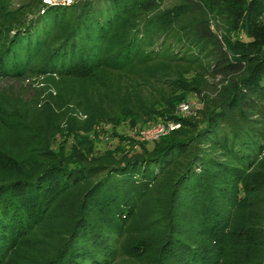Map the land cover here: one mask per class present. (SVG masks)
Listing matches in <instances>:
<instances>
[{
	"label": "trees",
	"instance_id": "16d2710c",
	"mask_svg": "<svg viewBox=\"0 0 264 264\" xmlns=\"http://www.w3.org/2000/svg\"><path fill=\"white\" fill-rule=\"evenodd\" d=\"M43 11L2 27L0 78L18 87L0 97V264L50 223L26 264H111L116 249L139 264H264V0ZM153 60L172 89L155 98L127 75ZM201 92L196 115L175 112ZM158 116L179 128L139 141Z\"/></svg>",
	"mask_w": 264,
	"mask_h": 264
},
{
	"label": "rangeland",
	"instance_id": "374dc122",
	"mask_svg": "<svg viewBox=\"0 0 264 264\" xmlns=\"http://www.w3.org/2000/svg\"><path fill=\"white\" fill-rule=\"evenodd\" d=\"M173 0H164V4H168ZM72 0H0V47L2 44L7 42V37L12 32H7L5 29H2V27L10 26L11 24H17V19L19 20H25L26 18L31 19V21H34L36 18H38L40 15L43 14V10L45 8H48L51 5L54 4H60V5H71ZM39 6V7H38ZM38 10V11H37ZM20 22V21H19ZM37 61H39V58L35 57L33 61L29 62L28 65L34 66ZM161 63L158 60H153L151 62H147L146 64H136L130 67L129 72H127V75H129V80L133 84L137 85V82L141 86V89L145 90V88L153 89V98L156 97L158 87L163 86L162 88H165V78L168 76H165L164 73H160L155 78V68L159 66ZM151 71L153 74H151ZM207 78V77H206ZM167 79V78H166ZM1 80V78H0ZM7 79H2L0 82V97L2 95H5V93L8 91V85L11 84V88L15 87L17 84L6 81ZM208 80V79H207ZM210 80V79H209ZM211 81V80H210ZM214 82V81H213ZM18 87V86H16ZM5 88H8L4 91ZM166 92L172 91V89L165 88ZM204 92L198 93H191L188 94L185 101H182L180 103H187L190 106V111L184 114H181L178 111L177 105L175 112L180 116H194L198 113V109L202 107V101L199 96L203 95ZM194 108V109H193ZM161 116H158L156 120L160 119ZM163 118V117H162ZM155 120V121H156ZM154 122V121H153ZM117 131L123 134L131 135L134 133V130H131L126 126L125 124L119 126L117 128ZM117 139L109 137L103 141L97 142V147L101 150L105 149L108 146H112L114 143H116ZM150 143V142H149ZM53 226V223L48 224L47 226L37 227L32 233L30 237L25 239V242H21L14 252L10 255L8 261L9 264H26V257L28 254V251H30L31 248H35L37 245H41V242H44V235L46 232H48ZM114 241L116 242V239L114 238ZM122 239H119V242H121ZM116 246L117 243H116ZM118 248V247H117ZM115 255L111 259V264H139V262H136L134 259L128 258L124 253H121L120 250L116 249Z\"/></svg>",
	"mask_w": 264,
	"mask_h": 264
},
{
	"label": "built area",
	"instance_id": "2783aa9c",
	"mask_svg": "<svg viewBox=\"0 0 264 264\" xmlns=\"http://www.w3.org/2000/svg\"><path fill=\"white\" fill-rule=\"evenodd\" d=\"M178 111L181 114L190 111V106L187 103H180ZM180 122L173 119L160 118L145 126L137 128L136 138L139 141L152 142L158 140L161 136L168 134L170 131L179 128Z\"/></svg>",
	"mask_w": 264,
	"mask_h": 264
}]
</instances>
